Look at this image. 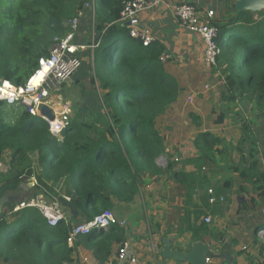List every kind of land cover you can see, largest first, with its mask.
I'll return each instance as SVG.
<instances>
[{
    "label": "trees",
    "instance_id": "trees-1",
    "mask_svg": "<svg viewBox=\"0 0 264 264\" xmlns=\"http://www.w3.org/2000/svg\"><path fill=\"white\" fill-rule=\"evenodd\" d=\"M89 1L0 0V79L22 85L38 59L48 55L52 37L65 32L62 23ZM122 1L94 0L93 14L85 10L83 29L97 30L99 44L90 63L82 61L72 76L83 99L86 85L95 87L98 82L105 91L101 106L105 113L100 120L79 119L77 109L60 137L55 138L39 118L30 126L33 118L24 110L13 124L6 122L5 106L0 103V159L8 166L9 177L18 178L26 169L31 173L37 168L33 195L63 184L70 201L61 202L88 222L110 209L115 198L131 202L147 176L160 175L163 170L174 175L176 171L177 162L170 157L164 168L157 163L164 141L154 129V120L175 102L180 88L159 59L164 46L157 42L144 46L139 39L129 37L126 25L117 22ZM221 1L225 13L214 22L220 47L214 68L224 74L228 92L224 99L240 101L242 108L251 100L252 110H258L256 117H260L264 111V9L236 11L235 0ZM79 31L73 40L76 45H82ZM223 118L221 115L216 122ZM252 122L244 119L240 124L235 149L247 167L237 171L242 169L241 177L250 184L258 204L264 206V167ZM199 138L203 157L220 144L207 133ZM251 204L256 207L257 201L251 199ZM5 213L0 215L1 258L12 259L15 264H63L72 260L78 243L69 246L66 242L72 223L63 219L56 227H48L28 207ZM93 233L85 235L83 241L91 244L94 252L110 251L114 243L122 241L119 229L98 236Z\"/></svg>",
    "mask_w": 264,
    "mask_h": 264
},
{
    "label": "crops",
    "instance_id": "crops-1",
    "mask_svg": "<svg viewBox=\"0 0 264 264\" xmlns=\"http://www.w3.org/2000/svg\"><path fill=\"white\" fill-rule=\"evenodd\" d=\"M206 1L202 2V8H206ZM215 7L225 13L220 3ZM138 17L141 27L149 31L151 42L164 46L161 55H167V59L162 61L165 71L175 79L180 88L175 102L163 114H159L154 122V129L164 140L162 155L178 156L179 162L175 165L174 175L163 170L160 175L147 176L143 212L138 211L134 200L125 202L113 199L110 210L118 219L125 221V226L112 230H121L122 241L129 243L128 254L136 259V264H189L172 257L164 258V240L172 252L177 254L187 252L195 242L207 244L208 254H212V261L207 264H264V233L259 232L264 230V206L258 204L250 184L241 177L242 169L237 171V168H245L247 164L240 159L235 149L240 137L238 116L252 120L251 126L264 124V117H256L258 112L256 109L252 110L251 100H246L247 106L243 109L239 101H224L221 97L215 98L204 92L206 90L203 91V78L207 76L208 70L214 69L203 61V43L197 34L180 28L163 6L143 11ZM86 20L87 17H84L79 23V33L82 36L79 44L82 45L90 37L88 29H83ZM92 32L95 35L98 33L97 30ZM89 54V58L86 56L81 62L90 63L92 52ZM71 78L62 88L59 99L71 103V118L75 114V106L80 102L84 108H80L79 119L83 120L86 114L84 111L89 104L83 99L81 92L75 95L73 91L79 85ZM104 92L102 91V95ZM188 98L192 100L189 108L185 106ZM172 106H175L179 115V144L174 143L175 147L167 144L174 126L168 125L169 121L165 120ZM217 108L221 112L214 117ZM221 115L224 117L223 121L216 123ZM233 127L238 128L235 136H231ZM204 133L220 140V144L212 148L208 157H203L205 152L199 143V136ZM252 133L259 154L264 159V147L259 146L255 128ZM31 170L29 173L26 169L21 174L22 179L9 177L8 170L0 173V198H8L0 214H4V210L12 212L26 205L28 201L25 200L31 196L32 187L37 184V168ZM208 188L214 190L215 196H222L225 200L209 204ZM43 189L48 198L54 201L56 194L53 189ZM251 199L257 201L256 207L250 206ZM73 214L79 215L77 212H65V220L70 222L69 218ZM207 215L211 218L209 223L204 221ZM83 240L84 236L78 238L70 263H129L128 260L117 258L122 241L114 243L110 251L101 249L94 252V247Z\"/></svg>",
    "mask_w": 264,
    "mask_h": 264
},
{
    "label": "built area",
    "instance_id": "built-area-1",
    "mask_svg": "<svg viewBox=\"0 0 264 264\" xmlns=\"http://www.w3.org/2000/svg\"><path fill=\"white\" fill-rule=\"evenodd\" d=\"M204 1L206 0H183L182 2L176 0H123L117 22L127 26L129 37L139 39L146 46L152 39L149 31L145 27H141L138 15L143 11L163 6L180 28L199 36L204 46L203 61L209 67L214 68L220 54V47L217 43L219 33L213 23V11L201 7ZM85 10H89L93 14V0L85 2L83 7L77 10L70 19L62 23V26L66 28L65 32L52 37L48 55L38 59L37 67L22 85H15L10 81L0 79V103L6 106L23 107L33 118L29 120L30 126L38 122L34 120L35 118H39L47 124L50 134L55 138L60 137L70 117L71 103L59 98L64 85L81 66V59L77 53L88 47L96 48L99 44V40L94 39L89 46L73 43L79 21L84 17ZM159 59L165 61L167 55H160ZM41 106H46L50 110L53 119L50 120L40 114ZM7 170L8 166L0 159V173H5ZM19 178L22 179V175ZM207 197L211 205L225 200L222 196H215L212 188L207 189ZM65 199L68 200V197ZM25 206L35 211L48 227H56L61 220H65L57 204L52 199L50 200L44 192L30 197ZM210 220L208 215L204 217L206 223H209ZM124 226V220L118 219L112 211L105 210L87 223L73 225L66 242L72 246L78 238L88 235L90 232L99 235L116 227ZM259 232L264 233V230ZM128 249L129 243L126 240L122 241L118 247L117 258L128 260V264H136V259L129 256ZM211 261L212 254L207 253L205 264L211 263ZM96 264L101 263L96 262Z\"/></svg>",
    "mask_w": 264,
    "mask_h": 264
},
{
    "label": "rangeland",
    "instance_id": "rangeland-1",
    "mask_svg": "<svg viewBox=\"0 0 264 264\" xmlns=\"http://www.w3.org/2000/svg\"><path fill=\"white\" fill-rule=\"evenodd\" d=\"M217 3H220L222 5V1L221 0H207L205 2V4H206L205 7L207 9H210V10L213 11V14H214L213 15V23L218 19V17L221 14V11L216 10V8L219 7V6L215 7ZM78 29H79V25H78ZM93 33L94 32H91V31L89 32L90 37H89L88 42L89 41H92V39L98 40V39H96V35L97 34L95 35ZM77 35H79V38L82 37L79 32H78ZM89 45H91V42L88 44V46ZM94 49L95 48L92 49V48L88 47L86 49L79 50L78 52H80V54H82V55L79 54V58L81 60H83L84 58H86V56L88 57L90 55L89 54L90 51L92 52ZM71 80H72V78H71ZM203 81H204V83H202L201 88L203 89V91L206 90L204 92L213 95L215 98L221 97V98H223L222 100L225 101L224 97L228 95V92H226V87H225V84H224L225 83L224 74L220 70H217L215 68L214 69H211V70H208L207 76H205L203 78ZM204 85H207V86H204ZM80 91H81V88L79 86L73 92H75V95H78V92L80 93ZM102 91L103 90L100 89L99 86H98V82L95 84V87H91L89 85H86V87L84 89V93L86 95L85 100L88 101V104L89 105H88V109L84 111V113H86L85 116H84V118H83L84 121H92V122L95 121L96 122V121H98V120L101 119V116L100 115H102V113L103 114L105 113V109L102 108L104 106L103 105V99H102V96H103L102 95ZM77 100H79V97H77ZM191 102H192L191 98H188V100L186 101V105L185 106L188 107ZM240 104H242V103L240 102ZM4 106H5V109H4V111H5V116H4L5 121L8 122V123H10V124H13L15 122L14 121L15 120V117L18 114H20L21 110H24L25 111V109L23 107H19V106H6V105H4ZM75 107H76V110L77 109H80V108L81 109L84 108V107H81L80 102H78ZM71 111H72V107H71ZM220 112H221L220 111V108H217L216 111H215L214 117L216 116V114H218ZM257 112H258V110H257ZM246 113H247V111H246ZM218 116L219 115H217V117ZM260 117L261 118L264 117V111H263V113H262V115ZM238 119H239V125H238L239 127L238 128L241 129L240 124L242 123V121L245 118L243 116H240L239 115L238 116ZM165 120L169 121L168 122V125L174 126V131H173L171 137L168 139V141H167L168 143L167 144H170L171 146L175 147L174 143H178L179 144V132L177 131V126H179V115L177 114V111H176L175 106H172V110L171 111L168 110V114H167ZM154 122H155V120H154ZM238 128L237 127H233L231 129V131H232L231 136H235V130H237ZM254 128H255V131H256L255 135L257 136V141L259 143V146L262 145L264 147V124H262V123L261 124H258L257 123L256 125L251 126V130L252 129L254 130ZM239 134L241 135V132ZM170 158L172 160H174L175 162H179V157L178 156L175 157L173 155V157H170ZM168 159H169L168 156H165V155L163 156L161 154L158 157L157 163L160 166H162V167L163 166H166ZM261 161H262V166L264 167V159H262ZM22 177H23V175H22ZM144 185L145 184H141L140 185L139 191H138V193L135 195V197L133 199L134 201H136L135 202L136 208L138 209V211L140 210L141 212L144 211V203H145V194H146L145 192L146 191L144 189L145 188ZM32 189H33V191H32V194H31L30 197H32V195L35 192L34 187H32ZM52 189H53L54 194H56V195H54V203L57 204L60 213L63 215V218H66L65 212H67V213H69V212H76L71 207H67L60 200V199H62L64 201H66L67 203L70 201V197L69 196H66L64 194V185L63 184H60L59 186L54 187V188L52 187ZM30 197H28L27 198L28 200L26 199L25 201H29V198ZM66 197H68V200L65 199ZM25 207H27V206L24 205L22 208H25ZM110 209H108V210H110ZM14 211H17V210H14ZM110 211H112V210H110ZM6 213H11V212H6ZM1 214H3V213H1ZM67 221H68V219H67ZM69 221H70V223H72V225L81 224V223H87L88 222V221H84L83 218H81L79 215H76V214H73L72 216H70ZM77 241H78V239L75 242H77ZM75 242H74V244H75ZM74 244L72 246H74ZM0 264H15V262H13L12 259L8 260V259H3V258L0 257ZM17 264H19V263H17ZM63 264H72V263L65 261V262H63Z\"/></svg>",
    "mask_w": 264,
    "mask_h": 264
},
{
    "label": "water",
    "instance_id": "water-1",
    "mask_svg": "<svg viewBox=\"0 0 264 264\" xmlns=\"http://www.w3.org/2000/svg\"><path fill=\"white\" fill-rule=\"evenodd\" d=\"M182 2L183 0H176ZM234 9L236 11L249 10L257 12L264 9V0H235L233 2ZM40 114L45 115L48 119H53L50 110L46 106H41ZM8 201L6 196L0 198V212L3 210V205ZM165 249L162 256L172 257L181 262H188L189 264H205V256L208 253V245L201 242H195L191 245V248L185 253H175L169 247V244L164 240Z\"/></svg>",
    "mask_w": 264,
    "mask_h": 264
},
{
    "label": "snow or ice",
    "instance_id": "snow-or-ice-1",
    "mask_svg": "<svg viewBox=\"0 0 264 264\" xmlns=\"http://www.w3.org/2000/svg\"><path fill=\"white\" fill-rule=\"evenodd\" d=\"M10 87V85H8Z\"/></svg>",
    "mask_w": 264,
    "mask_h": 264
}]
</instances>
